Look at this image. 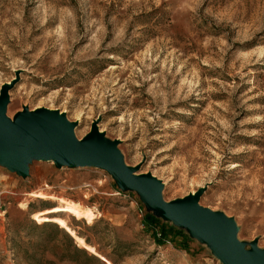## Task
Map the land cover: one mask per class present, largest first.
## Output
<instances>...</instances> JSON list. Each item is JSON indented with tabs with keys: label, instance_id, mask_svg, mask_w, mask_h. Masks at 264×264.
<instances>
[{
	"label": "rangeland",
	"instance_id": "374dc122",
	"mask_svg": "<svg viewBox=\"0 0 264 264\" xmlns=\"http://www.w3.org/2000/svg\"><path fill=\"white\" fill-rule=\"evenodd\" d=\"M13 79L10 121L58 111L79 140L95 122L164 201L202 189L264 250V0H0V88ZM27 171L0 162V264H222L103 169Z\"/></svg>",
	"mask_w": 264,
	"mask_h": 264
},
{
	"label": "water",
	"instance_id": "95a60500",
	"mask_svg": "<svg viewBox=\"0 0 264 264\" xmlns=\"http://www.w3.org/2000/svg\"><path fill=\"white\" fill-rule=\"evenodd\" d=\"M16 81L0 88V162L10 170L26 177L31 159L52 160L58 167L95 166L111 175L122 191L134 190L155 216L184 226L207 243L222 264H264V250L254 246L244 250L236 241L237 226L232 219L198 204L202 189L183 199L164 201L160 197L162 183L149 173L136 174V168L124 164L117 142L103 140L95 122L79 140L72 131L76 123H68L58 111L24 109L10 121L5 114L7 92Z\"/></svg>",
	"mask_w": 264,
	"mask_h": 264
},
{
	"label": "trees",
	"instance_id": "16d2710c",
	"mask_svg": "<svg viewBox=\"0 0 264 264\" xmlns=\"http://www.w3.org/2000/svg\"><path fill=\"white\" fill-rule=\"evenodd\" d=\"M143 222L144 224L147 226V227H155L156 224L158 223V218L155 217L153 214L151 213H145L144 217H143ZM159 233L160 234H155L152 232V235H153V238H154V241L159 245L160 243H163L165 242L168 238H169V234L172 232L171 229L169 230H166L163 226L162 227H159ZM180 234L181 231H177L175 232L174 234ZM169 239H172L169 238Z\"/></svg>",
	"mask_w": 264,
	"mask_h": 264
}]
</instances>
